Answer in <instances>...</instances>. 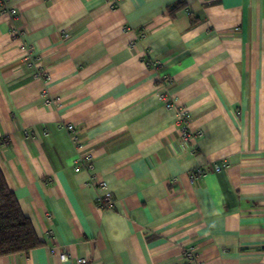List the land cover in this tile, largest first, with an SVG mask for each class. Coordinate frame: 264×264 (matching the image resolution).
Instances as JSON below:
<instances>
[{
	"label": "crops",
	"instance_id": "obj_1",
	"mask_svg": "<svg viewBox=\"0 0 264 264\" xmlns=\"http://www.w3.org/2000/svg\"><path fill=\"white\" fill-rule=\"evenodd\" d=\"M178 1L0 12V169L42 242L0 264H264V0Z\"/></svg>",
	"mask_w": 264,
	"mask_h": 264
},
{
	"label": "trees",
	"instance_id": "obj_2",
	"mask_svg": "<svg viewBox=\"0 0 264 264\" xmlns=\"http://www.w3.org/2000/svg\"><path fill=\"white\" fill-rule=\"evenodd\" d=\"M186 0H180L170 7L175 13L185 7ZM42 245L31 220L26 217L0 169V257L28 252Z\"/></svg>",
	"mask_w": 264,
	"mask_h": 264
},
{
	"label": "built area",
	"instance_id": "obj_3",
	"mask_svg": "<svg viewBox=\"0 0 264 264\" xmlns=\"http://www.w3.org/2000/svg\"><path fill=\"white\" fill-rule=\"evenodd\" d=\"M116 6V4H112L111 5V8H114ZM0 12L1 13H11L12 15H15L17 13V10L14 8V7H11L9 5V0H0ZM16 36H18L17 34H15ZM14 35V37H16ZM24 60H28V66H34V54L32 53V50L29 49L27 47V52L26 54L24 55L23 57ZM148 66L151 65V66H157L159 63L158 62H147L146 63ZM39 75V74H38ZM36 75V76H38ZM160 98L166 102V105L168 107H172L174 105L172 99L170 96H168L166 93H163L160 95ZM177 116L180 120V122L182 123L183 125V130H182V139L185 140V141H188L190 140L192 137H194V134L188 129L187 127V121H188V115H187V112L184 111L183 109L178 111L177 113ZM67 130L70 132L71 134V138L74 142H78L79 140V136L77 134V130L76 128L73 126V125H68L67 127ZM0 143H6V140H0ZM86 162L84 160V164L81 163V165H79L78 167H76V171H79L80 170V167L81 166H85L86 169L88 170H92L93 169V161H92V158L90 156L86 157ZM224 166H228L227 164H220V163H215L214 164V169L216 172H219L222 170V168ZM196 175H203L204 174V170L202 168H198L196 169L195 171ZM101 184V187L102 189H107V185L104 181L100 182ZM113 202V198H112V195L108 192V193H105L104 197L101 198V206L104 207V208H108V207H111V204ZM185 255H190L189 252H185L184 253ZM64 260L68 259L67 255H63L62 257ZM88 263V259L86 258H79L77 259V264H87Z\"/></svg>",
	"mask_w": 264,
	"mask_h": 264
}]
</instances>
